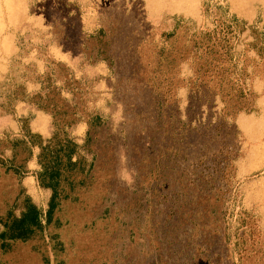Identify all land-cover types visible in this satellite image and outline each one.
Instances as JSON below:
<instances>
[{"label": "rangeland", "instance_id": "1", "mask_svg": "<svg viewBox=\"0 0 264 264\" xmlns=\"http://www.w3.org/2000/svg\"><path fill=\"white\" fill-rule=\"evenodd\" d=\"M143 2L158 32L170 30L172 17L212 27L202 15L204 3L224 7L246 23L238 51L252 41L251 27L264 33V0H196L194 17L156 8L152 0ZM93 3L96 22L114 30L111 18L119 14L114 0ZM56 8L51 0H0V39L4 30L13 32L16 40L61 38V32L52 30L55 24L51 28L46 22V17L58 19ZM41 10L45 16L39 14ZM120 25L126 34L138 28L127 17ZM76 27L68 31L67 45L75 43ZM130 71L125 58L115 74L109 70L100 105L91 106L106 124L91 131L93 143L88 149L95 159L90 174L75 171L73 189L63 184L67 197L61 199L52 223L30 241L7 242L6 252L0 248V264H264V74L247 81L258 95L257 111L236 117L238 135L233 145L238 158L226 168L214 164L213 152L225 143L231 146L229 141L215 142L209 135L191 133L185 159L167 158L170 131L159 127L164 119L156 124L152 96L128 81ZM188 73L184 67L182 76ZM84 91L82 87V105L97 98H88ZM186 116L191 117L180 111V119ZM150 135L153 151L148 154ZM5 147L0 140V158L7 153L2 152ZM150 156L161 162L154 173ZM22 187L46 208L47 194L38 187L35 175L22 182L0 166V220ZM52 235H57L61 249Z\"/></svg>", "mask_w": 264, "mask_h": 264}, {"label": "trees", "instance_id": "2", "mask_svg": "<svg viewBox=\"0 0 264 264\" xmlns=\"http://www.w3.org/2000/svg\"><path fill=\"white\" fill-rule=\"evenodd\" d=\"M51 1L59 6L55 10L59 17L56 20L46 17V22L51 28L55 24L52 30H57L56 34L62 33V37L54 38V41L63 49L78 52L85 39H91L90 47L98 51L99 58L113 74L122 59H127L131 70L128 81L132 80L148 89L154 104L155 116L152 118L156 124L164 119L159 127L167 126L170 131L168 159L178 157V161H183L186 149L191 144L188 142L189 135L194 133L197 137L209 135L215 142L218 139L229 141L231 146L228 148V143H225L214 150L213 162L223 163L226 168L228 165L232 167L233 161L238 158L233 145L238 135L234 121L240 114L257 111L258 95L247 81L264 74V33L251 27L252 41L245 43V48L238 51L236 47L240 34L246 30V23L229 14L224 7L202 4V15L210 19L212 27L197 26L194 22L172 17L170 30L158 32V26L147 18L143 0H129V3L114 0L122 17L118 19L119 14L112 16V25L117 27L110 30L98 24L90 33L84 34L81 6L68 0ZM38 7L43 5L39 4ZM39 14L45 16L43 10ZM126 17L138 25L127 34L120 25ZM163 20L162 16L160 24ZM74 27L78 29L76 41L73 45H67L65 41L70 37L68 31ZM139 32L141 35H138ZM49 42L44 39L32 42L25 36L18 37L16 53L10 58L3 79H0V116H14V105L24 101L36 110L47 112L52 118V133L48 139L29 130V117L15 119L19 124L18 136L8 131L0 132V140L6 144L2 152H7L2 154L0 166L12 171L22 182L29 176L27 164L34 148H38L36 160L40 171L35 174V179L38 187L47 194L46 208L43 209L26 193L25 187L21 188L12 208L0 220V248L4 252L7 242L30 241L52 223L61 199L67 197V194H63V184L66 183L71 190L74 186L71 176L75 171L88 175L93 169L95 155L88 149L93 143L91 131L106 124L101 113L91 110V106L100 105V95L87 92L88 98L91 95L97 98L88 105H82V116L87 123L84 142L80 145L71 137L69 130L78 119L76 111L61 92L65 88H77L78 83L71 76L68 77L70 72L66 66L50 57ZM32 51H36L45 64L43 74L37 73L31 64L22 62ZM184 67L189 70L186 76H182ZM61 79L68 83L64 87H57L56 81ZM27 82L40 84L39 92L28 93ZM91 82L85 81L80 88L84 87L85 90L87 87L89 90ZM180 111L191 117L180 119ZM146 139L150 154L154 138L150 135ZM150 158V171L154 173L161 167V162L156 161V156ZM51 239L56 240L58 249L62 248L57 235H52Z\"/></svg>", "mask_w": 264, "mask_h": 264}, {"label": "crops", "instance_id": "3", "mask_svg": "<svg viewBox=\"0 0 264 264\" xmlns=\"http://www.w3.org/2000/svg\"><path fill=\"white\" fill-rule=\"evenodd\" d=\"M72 3H78L82 8L81 16V28L83 33H90L93 29L98 27L96 22L97 10L94 7L93 0H68ZM158 1V0H156ZM166 2V0H164ZM160 7L159 5H157ZM32 27H36L33 26ZM40 39H31L32 42H40ZM48 41L49 37L45 36ZM44 39V40H45ZM93 41L91 39H85L82 44V49L78 52H70L63 49L56 41L50 39L49 42V55L56 62H59L67 67L70 72L68 77H72L74 81H77V88H70L61 92L62 96L65 97L71 108L76 111L78 122L69 130L71 137L80 145L84 142L87 123L86 119L82 116V88L80 85L85 83L87 80H92L90 89L86 87L84 93H93L94 95H100L98 101H101L103 96V90L106 88L107 76L109 68L107 64L101 60L98 56V51H95L90 47ZM16 36L13 32L4 30L0 39V79H3L4 75L8 70L10 58L16 53ZM93 61V62H91ZM25 64H31L35 67L36 72L43 74L45 72V64L38 58L36 51L30 52L25 58L22 59ZM68 81L64 79L57 80V87L66 86ZM86 86V85H83ZM26 90L28 93H36L40 90V84L34 82L26 83ZM28 120V128L32 133L40 134L42 137L48 139L52 133L51 116L43 111L36 110L32 106L28 105L24 101H19L14 105V116L5 115L0 116V132L8 131L14 136L19 135V124L15 120L17 118H26ZM38 148L35 147L33 155L30 161H28L27 168L29 170V176L26 178H34V175L40 171V166L37 163L36 155Z\"/></svg>", "mask_w": 264, "mask_h": 264}, {"label": "bare ground", "instance_id": "4", "mask_svg": "<svg viewBox=\"0 0 264 264\" xmlns=\"http://www.w3.org/2000/svg\"><path fill=\"white\" fill-rule=\"evenodd\" d=\"M6 2H9V0H6ZM152 2L154 7L159 8L157 6L159 5L161 8H167L173 13H182L190 17H194L196 14V0H166V2L164 0H152ZM262 149L264 150L263 147Z\"/></svg>", "mask_w": 264, "mask_h": 264}]
</instances>
